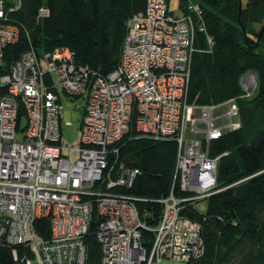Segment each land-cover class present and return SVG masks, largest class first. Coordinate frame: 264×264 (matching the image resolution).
I'll use <instances>...</instances> for the list:
<instances>
[{
  "label": "built area",
  "instance_id": "1",
  "mask_svg": "<svg viewBox=\"0 0 264 264\" xmlns=\"http://www.w3.org/2000/svg\"><path fill=\"white\" fill-rule=\"evenodd\" d=\"M5 1L0 0V63L5 46L19 34L8 12L20 0L8 7ZM47 15L45 6L38 9L37 19ZM197 29L204 31V24L195 0H184L178 12L166 0H146L143 11L127 19L120 63L109 74L75 63L64 46L41 53L30 46L0 74V243L29 250L31 256L23 253L17 264H86L84 237L94 212L99 264L187 262L203 253L199 224L181 211L215 191L219 156H210L208 145L239 128L237 99L251 98L257 83L248 72L240 82L249 80L252 89L241 84L238 97L188 102ZM60 91L83 100L76 146L62 141ZM21 107L24 120L17 124ZM132 117L137 135L177 144L175 176L183 194L172 187L159 200L155 224L136 206L142 199L112 191L129 188L139 174L136 168L111 174L108 163ZM40 217L50 222L47 239L38 238L33 227ZM144 231L152 235L149 246Z\"/></svg>",
  "mask_w": 264,
  "mask_h": 264
},
{
  "label": "trees",
  "instance_id": "2",
  "mask_svg": "<svg viewBox=\"0 0 264 264\" xmlns=\"http://www.w3.org/2000/svg\"><path fill=\"white\" fill-rule=\"evenodd\" d=\"M195 2L202 9L204 31L194 33L188 102L219 104L236 98L242 75L248 72L256 74L257 87L251 98L237 99L239 128L223 132L208 145V154L219 158L215 191L206 197L205 212L191 204L181 211L199 224L203 241V253L185 264H264V0H246L244 5L240 0ZM5 3L8 7L13 0ZM145 4L146 0H20L19 7L8 12L19 34L3 50L0 74L30 46L37 53L64 46L75 63L105 76L120 63L127 19L143 11ZM178 4L183 9L184 0ZM42 6L48 15L37 19ZM24 114L21 107L17 124ZM113 149L108 156L111 174L124 168H136L139 174L129 188L112 191L142 199L136 206L155 224L162 211L159 200L172 187L182 193L175 176L176 141L137 135L132 117L128 132ZM97 224L94 212L84 237L86 264L100 262ZM33 227L38 238H49L48 218H36ZM143 237L149 246L151 233L144 231ZM13 249L19 258L25 252L31 256L22 245L0 243V264H17Z\"/></svg>",
  "mask_w": 264,
  "mask_h": 264
},
{
  "label": "rangeland",
  "instance_id": "3",
  "mask_svg": "<svg viewBox=\"0 0 264 264\" xmlns=\"http://www.w3.org/2000/svg\"><path fill=\"white\" fill-rule=\"evenodd\" d=\"M246 0H240L241 4L244 5ZM179 0H168L169 9L178 12L179 10ZM257 83V80H255ZM249 85L252 89V84H249V80L244 82H240V85ZM254 93V92H253ZM61 102L60 106L62 107V118H61V134L62 141L67 146H76L77 144V135L79 130V122L81 120V106L83 105V100L81 98L67 96L65 93L60 91ZM227 105H225L224 110L227 109ZM223 110V111H224ZM66 121H69L70 124H65ZM24 122V121H23ZM24 123L22 124V126ZM20 135V133H18ZM194 207L199 212H205L207 206L206 198L196 200L194 202ZM159 264H185V262L175 261L167 258H163Z\"/></svg>",
  "mask_w": 264,
  "mask_h": 264
},
{
  "label": "bare ground",
  "instance_id": "4",
  "mask_svg": "<svg viewBox=\"0 0 264 264\" xmlns=\"http://www.w3.org/2000/svg\"><path fill=\"white\" fill-rule=\"evenodd\" d=\"M184 8V7H183ZM15 257V259H16V261H17V263H19L20 261H21V258H19L17 255L16 256H14Z\"/></svg>",
  "mask_w": 264,
  "mask_h": 264
},
{
  "label": "crops",
  "instance_id": "5",
  "mask_svg": "<svg viewBox=\"0 0 264 264\" xmlns=\"http://www.w3.org/2000/svg\"><path fill=\"white\" fill-rule=\"evenodd\" d=\"M245 3H246V1H245Z\"/></svg>",
  "mask_w": 264,
  "mask_h": 264
}]
</instances>
